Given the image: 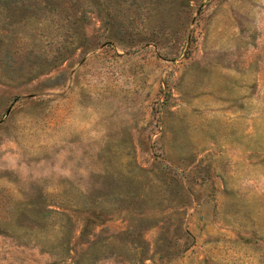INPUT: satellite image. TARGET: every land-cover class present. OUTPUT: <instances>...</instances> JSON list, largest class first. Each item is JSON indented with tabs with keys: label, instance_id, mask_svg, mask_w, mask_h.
<instances>
[{
	"label": "rangeland",
	"instance_id": "1",
	"mask_svg": "<svg viewBox=\"0 0 264 264\" xmlns=\"http://www.w3.org/2000/svg\"><path fill=\"white\" fill-rule=\"evenodd\" d=\"M0 264H264V0H0Z\"/></svg>",
	"mask_w": 264,
	"mask_h": 264
}]
</instances>
